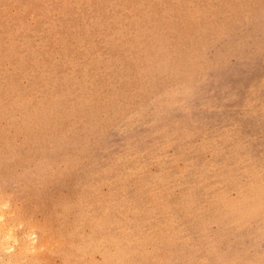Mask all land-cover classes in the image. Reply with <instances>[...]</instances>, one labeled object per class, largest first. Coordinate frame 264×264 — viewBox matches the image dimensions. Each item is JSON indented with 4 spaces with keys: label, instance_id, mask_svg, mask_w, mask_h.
<instances>
[{
    "label": "rangeland",
    "instance_id": "obj_1",
    "mask_svg": "<svg viewBox=\"0 0 264 264\" xmlns=\"http://www.w3.org/2000/svg\"><path fill=\"white\" fill-rule=\"evenodd\" d=\"M0 264H264V0H0Z\"/></svg>",
    "mask_w": 264,
    "mask_h": 264
},
{
    "label": "bare ground",
    "instance_id": "obj_2",
    "mask_svg": "<svg viewBox=\"0 0 264 264\" xmlns=\"http://www.w3.org/2000/svg\"><path fill=\"white\" fill-rule=\"evenodd\" d=\"M5 234H6V232H5ZM8 234V233H7ZM5 238V237H4ZM6 241H8V240H6ZM20 254V253H19Z\"/></svg>",
    "mask_w": 264,
    "mask_h": 264
}]
</instances>
